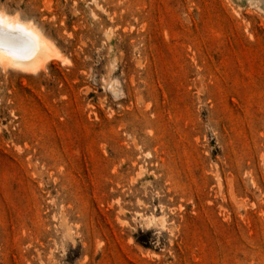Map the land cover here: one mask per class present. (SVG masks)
<instances>
[{"label": "rangeland", "instance_id": "1", "mask_svg": "<svg viewBox=\"0 0 264 264\" xmlns=\"http://www.w3.org/2000/svg\"><path fill=\"white\" fill-rule=\"evenodd\" d=\"M0 12L62 59L0 63V264H264V0Z\"/></svg>", "mask_w": 264, "mask_h": 264}, {"label": "bare ground", "instance_id": "2", "mask_svg": "<svg viewBox=\"0 0 264 264\" xmlns=\"http://www.w3.org/2000/svg\"><path fill=\"white\" fill-rule=\"evenodd\" d=\"M0 18H2L3 23L5 25L4 27H0V63L3 68L13 67L27 73H38V70L40 71V69L43 68H38L37 66L39 64H36L35 66L34 64H32L31 66L24 67L23 65H26L27 63L21 65L22 61H19L22 58H24L25 60L27 56H32V53L37 48L49 51V54L52 53V55L50 54V56H52L56 60H62L59 52L53 51V48L51 46L53 44H49L48 40H46V38L42 35L41 31L34 24L24 22L17 17H11L3 13L2 15H0ZM47 57H45L47 60H51ZM39 61L41 60L39 59L38 62Z\"/></svg>", "mask_w": 264, "mask_h": 264}, {"label": "snow or ice", "instance_id": "3", "mask_svg": "<svg viewBox=\"0 0 264 264\" xmlns=\"http://www.w3.org/2000/svg\"><path fill=\"white\" fill-rule=\"evenodd\" d=\"M5 25H4V23H3V20H2V18H0V27H4Z\"/></svg>", "mask_w": 264, "mask_h": 264}, {"label": "clouds", "instance_id": "4", "mask_svg": "<svg viewBox=\"0 0 264 264\" xmlns=\"http://www.w3.org/2000/svg\"><path fill=\"white\" fill-rule=\"evenodd\" d=\"M157 235H160L159 233H156ZM65 238L68 239L69 238V235L66 233L65 234Z\"/></svg>", "mask_w": 264, "mask_h": 264}]
</instances>
